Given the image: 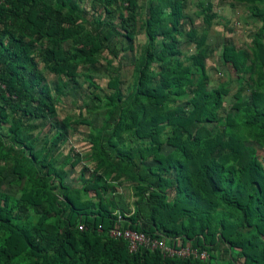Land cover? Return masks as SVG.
I'll use <instances>...</instances> for the list:
<instances>
[{
	"label": "trees",
	"instance_id": "1",
	"mask_svg": "<svg viewBox=\"0 0 264 264\" xmlns=\"http://www.w3.org/2000/svg\"><path fill=\"white\" fill-rule=\"evenodd\" d=\"M84 1L0 0V264H264V0H221L260 25L247 49L219 47L235 80L217 87L189 0ZM141 31L132 83L118 74L89 96L101 126L60 120L74 84L95 86V66L136 51ZM73 125L91 128L90 151L63 157ZM120 225L208 258L131 253L109 236Z\"/></svg>",
	"mask_w": 264,
	"mask_h": 264
},
{
	"label": "rangeland",
	"instance_id": "2",
	"mask_svg": "<svg viewBox=\"0 0 264 264\" xmlns=\"http://www.w3.org/2000/svg\"><path fill=\"white\" fill-rule=\"evenodd\" d=\"M89 1L90 0H85L83 4L91 10ZM206 1L211 2L206 20L204 17L198 16L199 11L201 10L199 4L202 0H189L186 6V13L190 19L193 20L194 28L200 32H203L204 30L208 31L209 43L213 49L217 50L207 61L211 77L210 86L217 87L221 84L228 83L231 80H235L233 70L228 65H225L220 57L221 52L219 47L223 42L228 41L234 43L238 48L247 49L251 45L253 34L258 29L260 23L250 17V14L243 5H231L230 1L222 2L221 0ZM208 16L212 19H208ZM191 27L192 23L188 22L184 29L188 30ZM145 42L146 37L143 31H141L137 38L136 51L123 52L118 56V59H113L110 55H107L109 56V59L114 60L112 65H108L106 59H103L100 64L95 66V71L92 75L95 80V86L85 83L84 79H80L77 84H74L71 94L64 98L63 102L58 106V118L60 120L71 118L73 121L89 118L93 119L97 126H101L104 121L103 112L96 116H89L87 113L86 106L87 104L91 105L89 96L93 92H100L102 95L112 92L107 87V84L112 76L118 74L121 75L122 80L125 82L124 86L131 84L133 79L132 64L136 60V56H139ZM181 46L186 54H191L195 50L194 45L186 42V40L182 41ZM114 47L122 48L120 40L117 39L112 43L111 48ZM47 77L50 82H57V77L55 75L50 74L47 75ZM235 85H232V95L236 90ZM82 115L84 117H82ZM90 129L89 126L85 125L78 127L73 125L72 130L70 131L69 141L60 149V152L63 153V157L70 152H74V150L78 153H83L84 155H86V152L90 151V144L88 142ZM259 155L264 162V151L260 149ZM67 170H70L68 181L71 184L79 176L80 168L74 170L68 167ZM7 182L12 184L9 181ZM7 182L4 186L5 191L11 193L16 192L17 187L13 184L12 186H9ZM122 190L128 199L132 201V191L125 187L122 188Z\"/></svg>",
	"mask_w": 264,
	"mask_h": 264
},
{
	"label": "built area",
	"instance_id": "3",
	"mask_svg": "<svg viewBox=\"0 0 264 264\" xmlns=\"http://www.w3.org/2000/svg\"><path fill=\"white\" fill-rule=\"evenodd\" d=\"M118 221L122 222L123 218L121 215H118ZM81 230H84V225H80ZM109 236L114 239H123L128 243V248L131 253H136L139 250L145 248L151 251L161 250L168 257H197L201 260H206L208 258L207 252L200 253L197 249L191 248H180L175 249L166 245V243L159 239H153L148 235L123 228L121 225L117 228L110 230Z\"/></svg>",
	"mask_w": 264,
	"mask_h": 264
}]
</instances>
